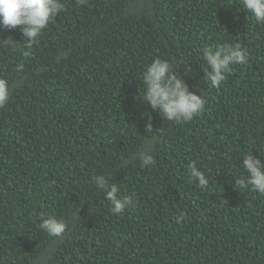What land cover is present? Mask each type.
Masks as SVG:
<instances>
[{"label":"trees","instance_id":"obj_1","mask_svg":"<svg viewBox=\"0 0 264 264\" xmlns=\"http://www.w3.org/2000/svg\"><path fill=\"white\" fill-rule=\"evenodd\" d=\"M61 2L30 49L0 29V264H264V195L235 184L245 154L264 161V24L241 0ZM225 43L248 60L213 87L201 49ZM156 58L206 100L191 121L142 101ZM94 175L135 205L113 214ZM42 214L68 229L50 236Z\"/></svg>","mask_w":264,"mask_h":264},{"label":"clouds","instance_id":"obj_2","mask_svg":"<svg viewBox=\"0 0 264 264\" xmlns=\"http://www.w3.org/2000/svg\"><path fill=\"white\" fill-rule=\"evenodd\" d=\"M86 2L87 0H77L78 4ZM241 4L252 14L257 24H264V0H241ZM63 10L64 5L61 0H0V29L11 31L19 27L22 36L28 40L26 47L30 49L42 30ZM3 43L7 41L0 40V44ZM201 51L204 61L211 68V72L206 71V77L213 87H219L225 81L226 76L232 71V65L246 64L248 60L247 51L239 43L207 45ZM24 55L28 56L30 52L26 51ZM142 79L146 86L142 101L151 109L161 113L166 120L186 123L204 111L206 100L200 95L189 93L187 86L173 71L169 61L154 59L146 67ZM9 95L8 81L0 78V108L5 106ZM145 128L151 133V124L145 125ZM155 137L153 136L154 139ZM150 144L151 142L136 155L144 167L155 162L150 154ZM242 159V169L247 171L248 176L237 179L235 184L242 189L250 188L251 191L264 195V161L261 158H253L250 151ZM124 163L126 164L127 161ZM188 175L190 181L198 182L199 187H208V178L197 168L195 162L188 164ZM92 181L98 189H103L113 214H122L129 206L135 205L134 194L121 196L117 184H111L108 179L100 175H94ZM183 219L184 214L181 213L176 222L180 223ZM68 227L67 219H57L51 214L46 217L42 214L39 224L41 230L53 237L62 236Z\"/></svg>","mask_w":264,"mask_h":264}]
</instances>
